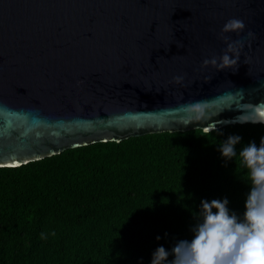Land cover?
I'll list each match as a JSON object with an SVG mask.
<instances>
[{"label":"water","instance_id":"1","mask_svg":"<svg viewBox=\"0 0 264 264\" xmlns=\"http://www.w3.org/2000/svg\"><path fill=\"white\" fill-rule=\"evenodd\" d=\"M231 18L246 25L226 34L244 39L239 68L202 66L223 54ZM201 100L210 119L182 124L181 105ZM261 101L264 0H0L2 167L149 133L257 124Z\"/></svg>","mask_w":264,"mask_h":264},{"label":"trees","instance_id":"2","mask_svg":"<svg viewBox=\"0 0 264 264\" xmlns=\"http://www.w3.org/2000/svg\"><path fill=\"white\" fill-rule=\"evenodd\" d=\"M219 129L96 142L0 167V264H151L159 246L171 252L194 238L202 200L227 197L242 216L251 186L239 151L259 145L264 124ZM230 134L243 139L226 160L219 145Z\"/></svg>","mask_w":264,"mask_h":264},{"label":"clouds","instance_id":"3","mask_svg":"<svg viewBox=\"0 0 264 264\" xmlns=\"http://www.w3.org/2000/svg\"><path fill=\"white\" fill-rule=\"evenodd\" d=\"M245 27L244 21L239 18L228 19L219 33L227 47L221 56L204 59L202 66L211 64L218 70H237L240 53L236 46L242 48L244 39L232 40L226 34H239ZM248 36H253V33L249 32ZM183 79V76L173 78L176 83H181ZM210 80L211 77L206 78L205 82ZM229 98L233 97L230 95ZM210 103L209 100H201L181 105L187 114V118L181 123L187 126L210 119ZM252 107L257 116L252 122L264 124V101ZM212 132L224 134L215 124L202 127L203 136L207 137ZM242 139L238 134H230L219 145V150L226 160L237 157L236 146ZM239 158L247 170L251 186L246 196L243 215L240 216L229 209L227 197L222 200H202L198 216L196 215L198 222L192 228L194 238L191 241L178 240L171 252L163 245L159 246L153 252L151 264H264V137H261L259 145L254 140L244 145L239 151ZM41 238L47 237L41 233ZM159 239L161 237L157 236V240ZM170 255L174 257L171 260L168 259Z\"/></svg>","mask_w":264,"mask_h":264},{"label":"snow or ice","instance_id":"4","mask_svg":"<svg viewBox=\"0 0 264 264\" xmlns=\"http://www.w3.org/2000/svg\"><path fill=\"white\" fill-rule=\"evenodd\" d=\"M13 166H15V165H13ZM0 167H2V165H0Z\"/></svg>","mask_w":264,"mask_h":264}]
</instances>
